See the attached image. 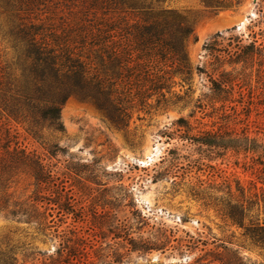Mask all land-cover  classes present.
<instances>
[{"label":"rangeland","instance_id":"obj_1","mask_svg":"<svg viewBox=\"0 0 264 264\" xmlns=\"http://www.w3.org/2000/svg\"><path fill=\"white\" fill-rule=\"evenodd\" d=\"M57 1L40 10L39 17L73 18L64 3L56 4ZM259 1L245 0L238 11L218 14L205 9L199 0L159 3L160 7L186 15L194 27V35L187 41L192 91L186 105L174 96L187 88L182 76L174 73L170 89H165L167 103L155 107L154 97L149 101L152 107L132 111L126 128L116 127L95 105L74 97L61 110L66 130L58 132L45 126L41 139L33 136L27 123L0 115V149L8 143L11 149L24 148L50 163L70 190L79 214L58 216V205H48L44 200L41 210L48 208V214L42 224L0 216V242L6 237L17 242L21 247L20 264L24 252H35L25 258V264H48V258L67 238L85 242L86 254L75 264H219L215 261L219 253L232 264H236L235 254L246 257L248 264H264V249L251 244L244 228L210 204L220 199L227 201L229 186L233 197L242 200V192L248 190L250 182L242 167L244 155L223 154L222 149L212 153L207 146L189 143L181 138L185 129L177 123L180 117L188 119L193 135L204 129L218 130L217 117L202 119L199 112L190 116L196 100L208 91L205 76L197 72L198 67L209 66L210 56L203 47L207 42L226 46L230 37L241 34L246 38L257 22ZM79 10V6H73L76 15ZM111 14L130 24L133 21L131 10ZM26 16L24 12L17 16L7 10L4 0H0L2 65L14 67L18 51L13 46L11 29L20 17ZM236 128L241 131L242 125ZM262 138L264 142V134ZM50 146L59 150L55 156L48 152ZM171 150L175 153L171 154ZM143 160L149 163L143 165ZM194 161L200 163L194 166ZM35 191L34 180L21 175L7 188H0V197L32 204ZM44 194L55 197L52 190H44L39 198ZM51 213L54 223H49ZM249 216L263 222L264 207H254Z\"/></svg>","mask_w":264,"mask_h":264},{"label":"trees","instance_id":"obj_2","mask_svg":"<svg viewBox=\"0 0 264 264\" xmlns=\"http://www.w3.org/2000/svg\"><path fill=\"white\" fill-rule=\"evenodd\" d=\"M53 1L4 0L7 10L27 16L20 17L11 29L13 46L18 51L14 67L2 65L0 60V115L27 123L33 136L41 139L45 126L58 132L66 130L61 110L74 97L95 105L116 127L126 128L132 111L152 107L149 101L154 97L155 107L167 103L165 89H170L174 73L181 75L187 85L182 94H174L175 98L185 105L190 102L192 66L187 41L194 35V27L186 15L160 7L163 0H58L56 4L64 3L73 18L39 17V11ZM199 1L215 14L238 11L245 2ZM73 6L80 7L77 15ZM118 10H131L132 23L111 14ZM257 12V22L246 38L241 34L230 37L226 46L207 42L203 47L210 56L209 66L198 67L197 72L205 76L208 91L196 100L190 116L199 112L202 119L217 117L218 130L204 129L193 135L188 119L180 117L177 123L185 129L181 138L189 143L207 146L212 153L222 149L223 154L244 155L242 167L250 182L248 190L242 192V200L233 197L229 186L227 201L210 204L244 228L251 244L264 249V221L256 222L249 216L254 207H264V0L257 2ZM239 124L241 131L236 128ZM58 151L54 146L48 148L51 156ZM199 163L194 161L193 165ZM21 175L34 180L36 195L32 204L11 202L10 197L2 196L0 216L42 224L48 214V208L41 210L44 200L48 205H58V216H79L70 190L52 165L32 151L18 146L11 149L7 143L0 149V188H7ZM44 190H52L55 197L44 194L39 198ZM49 216V223H54L53 214ZM74 239H64L61 248L55 250L57 256L51 255L48 264H75L82 259L85 242ZM220 247L228 250L224 244ZM20 248L6 237L0 242V264H20ZM34 253L24 252L22 264ZM234 258L236 264H248L244 256L235 254ZM215 261L233 263L220 253Z\"/></svg>","mask_w":264,"mask_h":264},{"label":"bare ground","instance_id":"obj_3","mask_svg":"<svg viewBox=\"0 0 264 264\" xmlns=\"http://www.w3.org/2000/svg\"><path fill=\"white\" fill-rule=\"evenodd\" d=\"M151 159H152V158H150V160H151ZM147 160H148V159H147ZM147 160H143V161H142V164H143V165H146L147 163H149V161L147 162Z\"/></svg>","mask_w":264,"mask_h":264},{"label":"water","instance_id":"obj_4","mask_svg":"<svg viewBox=\"0 0 264 264\" xmlns=\"http://www.w3.org/2000/svg\"><path fill=\"white\" fill-rule=\"evenodd\" d=\"M240 26H241V23H238L237 27L240 28ZM147 157H149V156H147ZM147 157H146V158H147Z\"/></svg>","mask_w":264,"mask_h":264}]
</instances>
